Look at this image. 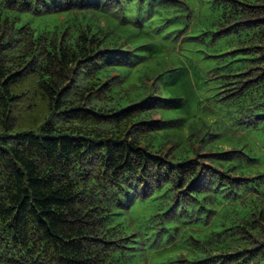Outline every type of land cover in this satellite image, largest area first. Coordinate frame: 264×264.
<instances>
[{"label": "trees", "instance_id": "16d2710c", "mask_svg": "<svg viewBox=\"0 0 264 264\" xmlns=\"http://www.w3.org/2000/svg\"><path fill=\"white\" fill-rule=\"evenodd\" d=\"M0 264H264V0H0Z\"/></svg>", "mask_w": 264, "mask_h": 264}]
</instances>
